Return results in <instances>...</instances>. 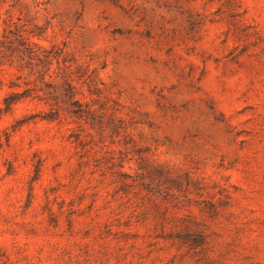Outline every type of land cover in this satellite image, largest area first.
I'll use <instances>...</instances> for the list:
<instances>
[{
	"label": "rangeland",
	"instance_id": "374dc122",
	"mask_svg": "<svg viewBox=\"0 0 264 264\" xmlns=\"http://www.w3.org/2000/svg\"><path fill=\"white\" fill-rule=\"evenodd\" d=\"M2 35L0 264H264V0H0Z\"/></svg>",
	"mask_w": 264,
	"mask_h": 264
},
{
	"label": "trees",
	"instance_id": "16d2710c",
	"mask_svg": "<svg viewBox=\"0 0 264 264\" xmlns=\"http://www.w3.org/2000/svg\"><path fill=\"white\" fill-rule=\"evenodd\" d=\"M1 38H5L4 35L0 36ZM3 43L2 40H0V44ZM10 48H8L7 50H9ZM0 55H2L1 51H0ZM0 66H1V62H0ZM15 85H12V87H14ZM3 87L2 81H1V77H0V89ZM23 98V96H21V94H17V93H11L8 96H6L3 99V108H0V116L3 113H6L8 111H10V109L16 105L18 102L21 101V99Z\"/></svg>",
	"mask_w": 264,
	"mask_h": 264
}]
</instances>
